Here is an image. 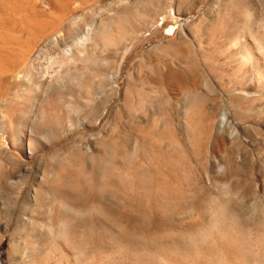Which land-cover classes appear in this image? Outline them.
<instances>
[{
    "label": "rangeland",
    "instance_id": "1",
    "mask_svg": "<svg viewBox=\"0 0 264 264\" xmlns=\"http://www.w3.org/2000/svg\"><path fill=\"white\" fill-rule=\"evenodd\" d=\"M71 263L264 264V0H0V264Z\"/></svg>",
    "mask_w": 264,
    "mask_h": 264
},
{
    "label": "bare ground",
    "instance_id": "2",
    "mask_svg": "<svg viewBox=\"0 0 264 264\" xmlns=\"http://www.w3.org/2000/svg\"><path fill=\"white\" fill-rule=\"evenodd\" d=\"M153 1H155V0H150V2H153ZM158 1V0H157ZM148 2V1H147ZM148 4V3H147ZM161 4V3H160ZM159 4V5H160ZM154 8V7H153ZM153 8H151V9H153ZM149 8H147V10H148ZM157 9V8H156ZM155 9V10H156ZM146 11V10H145ZM144 11V12H145ZM157 11V10H156ZM143 12V13H144ZM148 12V11H147ZM238 13V12H237ZM156 14V13H155ZM154 14V15H155ZM149 15H151V12L149 11L148 13H145V16H148L149 17ZM153 15V14H152ZM144 15H141L140 16V20H142V19H145V18H147V17H145ZM142 17V18H141ZM145 17V18H144ZM152 17H154V16H152ZM252 17V16H251ZM139 18V17H138ZM151 18V17H150ZM150 18H149V21H150ZM153 19V18H152ZM119 20L121 21V22H123L122 20V16H120L119 17ZM144 21V20H143ZM146 21V20H145ZM233 21V20H232ZM242 21V20H241ZM224 29V28H223ZM244 40V39H243ZM240 42H242V41H240ZM79 55H81V57H82V54H79ZM86 55V54H85ZM84 55V56H85ZM69 56H70V54H69ZM73 56V55H72ZM77 56V55H76ZM83 56V58H88V57H90V56H86V57H84ZM73 58V57H72ZM71 58V59H72ZM78 58H79V56H78ZM85 60V59H84ZM39 67V66H38ZM40 68V67H39ZM45 68V67H44ZM43 68V69H44ZM89 68L90 69H92V71H93V75H94V72H95V69L96 70H98V67H96L95 66V64L94 63H91L90 65H89ZM104 70V68H99V70L98 71H103ZM89 72V75H87L88 76V79L89 80H91L92 78H93V75H92V73L90 72V71H88ZM46 74V73H45ZM194 75V74H193ZM192 77V76H191ZM54 78V77H53ZM193 79V78H192ZM191 79V80H192ZM190 80V81H191ZM193 81V80H192ZM92 89H93V86H92V84L91 85H89L88 86V88H87V90H85V95H86V97L87 96H91V94H92ZM92 99V98H91ZM91 100H89V102H90ZM161 133H164L165 134V132H161ZM161 133L159 132V134L161 135ZM157 135H158V133H157ZM159 135V136H160ZM164 136V135H163ZM161 137V136H160ZM159 137V138H160ZM33 139H34V137H33ZM40 139V138H39ZM161 139V138H160ZM163 139V138H162ZM21 141L23 142V139H21ZM34 145H36V146H34ZM42 146V144H41V141H39L38 139H37V137L35 138V141H34V144L32 145L30 142H28V143H22V147H24V151L26 152V154H27V156L28 157H30L32 154H33V152L35 151V148L37 147V146ZM35 147V148H34ZM164 153V152H163ZM165 154H167V152H165ZM159 155H161L160 153H159ZM168 155V154H167ZM167 155H165L164 157H166ZM168 161H169V159H168ZM173 167V166H172ZM64 172V171H63ZM67 173V172H66ZM170 178H171V176H170ZM169 178V179H170ZM160 185V184H159ZM84 188V187H83ZM91 190V189H90ZM144 192V191H143ZM87 194V193H86ZM141 194V193H140ZM146 194V193H145ZM144 194V195H145ZM87 196V195H86ZM151 196V195H150ZM25 198V197H24ZM84 198H86V197H84ZM90 198H91V196H90ZM17 199V198H16ZM22 199V198H21ZM30 200V199H29ZM79 200H80V198H79ZM81 200H83V198L81 199ZM94 201H95V199H94ZM23 202H25V200H23ZM62 202V201H61ZM75 202H77L76 200H75ZM74 202V203H75ZM80 202V201H79ZM83 202V201H82ZM84 202H86V200L84 201ZM84 202H83V204H84ZM81 203V202H80ZM79 203V204H80ZM22 204H24V203H22ZM61 205V204H60ZM60 205H59V207H60ZM63 205V204H62ZM66 206V205H65ZM84 206V205H83ZM86 206H87V203H86ZM159 206V205H158ZM81 207V206H80ZM79 207V208H80ZM92 207H93V205H92ZM91 207H89L88 209H90ZM138 212H141L142 210V208H141V206L139 205L138 207ZM148 208V207H147ZM83 209H84V207H83ZM155 209V208H154ZM42 210V209H41ZM44 210V209H43ZM53 210V209H52ZM93 210V209H92ZM95 210V209H94ZM112 210V209H111ZM38 211V210H37ZM81 211V210H80ZM86 211V210H85ZM91 210H89V212H90ZM42 212V211H41ZM53 212H54V210H53ZM58 212V211H57ZM57 212H55L54 213V215H53V217L57 220V219H59V218H61V216H58V213ZM135 212V211H134ZM61 213V212H60ZM53 214V213H52ZM85 214H87V212L85 213ZM117 214V213H116ZM81 215H82V213H81ZM75 216V215H74ZM76 216H78L77 214H76ZM33 217V216H32ZM80 217H83V216H80ZM63 218V217H62ZM52 219V218H51ZM86 219V218H85ZM94 219V218H93ZM233 220H232V226L234 225V228H235V230H234V232L232 233L233 235H235V237L236 238H238V237H242L243 238V235L245 234V229L243 230V226H242V223L239 221V219H235V218H232ZM61 220V219H60ZM65 220V219H64ZM68 220H65V222H67ZM84 222V221H83ZM145 222V221H144ZM140 223V222H139ZM138 223V224H139ZM72 224V223H71ZM85 224V223H84ZM61 225V224H60ZM79 225V224H78ZM85 226V225H84ZM44 227V226H43ZM73 227V226H72ZM79 227V226H78ZM87 227V226H86ZM135 227H137L136 225H135ZM146 227V226H145ZM63 228V227H62ZM57 229H59V228H57ZM137 229V228H136ZM52 230H53V228H52ZM72 230V229H71ZM203 230V229H202ZM198 232H200V231H198ZM196 233H197V231H196ZM256 233H258V232H256ZM263 233V232H262ZM243 234V235H242ZM59 235H61V234H59ZM248 236V235H247ZM260 236V235H259ZM258 236V237H259ZM53 238V237H52ZM258 240H259V238H257ZM256 239V240H257ZM54 240V239H53ZM75 240V239H74ZM74 242V241H73ZM78 242H79V240H78ZM256 242H259V241H256ZM255 242V243H256ZM235 243V242H234ZM238 243V242H237ZM260 243V242H259ZM259 243H257V245L259 244ZM54 244H55V242H54ZM57 244V243H56ZM80 244V243H79ZM140 244V243H139ZM231 244V243H230ZM48 245V244H47ZM234 245V244H233ZM57 247V246H56ZM188 247V246H187ZM158 248V247H157ZM157 248H156V250H157ZM159 248H161V247H159ZM188 248H190V247H188ZM241 248H243V247H241ZM52 250H54V247L53 248H51ZM61 249V248H60ZM162 249V248H161ZM180 249V248H179ZM187 249V248H186ZM185 249V250H186ZM234 249V248H233ZM160 250V249H159ZM162 250H164V249H162ZM235 250V249H234ZM59 252H60V250H59ZM159 252V251H158ZM163 252V251H162ZM161 253V252H160ZM238 254V253H237ZM162 255V254H161ZM232 256H234V257H236L237 255H232ZM238 256H242V255H240V254H238ZM187 257H188V255H187ZM231 257V256H230ZM242 257H244L245 258V256H242ZM47 258V257H46ZM168 258V257H167ZM205 259H207V258H205ZM227 259V258H226ZM238 259V258H237ZM240 260V259H239ZM242 260H243V258H242ZM127 262V261H126ZM229 262V261H228ZM208 263V262H207ZM240 263V262H239ZM71 264H73V263H71ZM126 264H128V263H126Z\"/></svg>",
    "mask_w": 264,
    "mask_h": 264
}]
</instances>
